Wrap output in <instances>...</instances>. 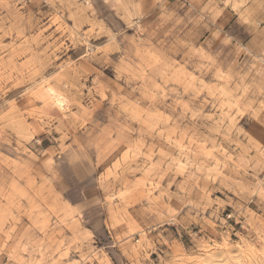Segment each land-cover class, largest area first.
<instances>
[{"label": "rangeland", "instance_id": "obj_1", "mask_svg": "<svg viewBox=\"0 0 264 264\" xmlns=\"http://www.w3.org/2000/svg\"><path fill=\"white\" fill-rule=\"evenodd\" d=\"M0 264H264V0H0Z\"/></svg>", "mask_w": 264, "mask_h": 264}, {"label": "bare ground", "instance_id": "obj_2", "mask_svg": "<svg viewBox=\"0 0 264 264\" xmlns=\"http://www.w3.org/2000/svg\"><path fill=\"white\" fill-rule=\"evenodd\" d=\"M55 93V92H54ZM56 100H57V98H56ZM63 100V99H62ZM59 103V102H58Z\"/></svg>", "mask_w": 264, "mask_h": 264}]
</instances>
